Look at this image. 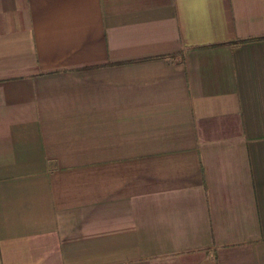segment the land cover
Listing matches in <instances>:
<instances>
[{
	"label": "crops",
	"instance_id": "1",
	"mask_svg": "<svg viewBox=\"0 0 264 264\" xmlns=\"http://www.w3.org/2000/svg\"><path fill=\"white\" fill-rule=\"evenodd\" d=\"M0 264H264V0H0Z\"/></svg>",
	"mask_w": 264,
	"mask_h": 264
},
{
	"label": "trees",
	"instance_id": "2",
	"mask_svg": "<svg viewBox=\"0 0 264 264\" xmlns=\"http://www.w3.org/2000/svg\"><path fill=\"white\" fill-rule=\"evenodd\" d=\"M258 38H261V37H257V39H258ZM249 39H252V38H249Z\"/></svg>",
	"mask_w": 264,
	"mask_h": 264
}]
</instances>
